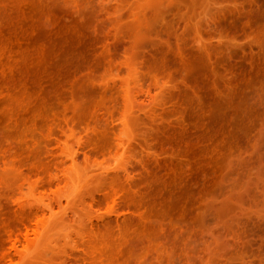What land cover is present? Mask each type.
<instances>
[{"label":"rangeland","instance_id":"obj_1","mask_svg":"<svg viewBox=\"0 0 264 264\" xmlns=\"http://www.w3.org/2000/svg\"><path fill=\"white\" fill-rule=\"evenodd\" d=\"M261 11L0 0V264H264Z\"/></svg>","mask_w":264,"mask_h":264},{"label":"bare ground","instance_id":"obj_2","mask_svg":"<svg viewBox=\"0 0 264 264\" xmlns=\"http://www.w3.org/2000/svg\"><path fill=\"white\" fill-rule=\"evenodd\" d=\"M260 13H262V11H261ZM260 13L256 16V21L261 23L262 21H264V12H263L262 14H260ZM253 19H254V18H253ZM52 207H53V206H50L49 209L52 210V209H51Z\"/></svg>","mask_w":264,"mask_h":264}]
</instances>
